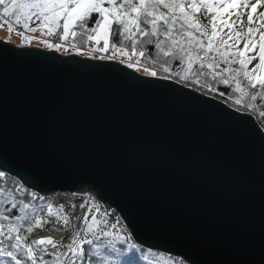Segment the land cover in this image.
Instances as JSON below:
<instances>
[{"label": "water", "instance_id": "95a60500", "mask_svg": "<svg viewBox=\"0 0 264 264\" xmlns=\"http://www.w3.org/2000/svg\"><path fill=\"white\" fill-rule=\"evenodd\" d=\"M0 171L188 264H264V130L176 81L0 39Z\"/></svg>", "mask_w": 264, "mask_h": 264}, {"label": "snow or ice", "instance_id": "6c2138e0", "mask_svg": "<svg viewBox=\"0 0 264 264\" xmlns=\"http://www.w3.org/2000/svg\"><path fill=\"white\" fill-rule=\"evenodd\" d=\"M261 9H264V0H0V28L6 26L10 35L21 37V43L38 40L48 49L74 51L81 56H92L95 51L105 54L99 59L119 60L150 77L161 80L175 77L177 82L195 84L226 97L264 120V10ZM26 33H39V36ZM51 37L59 42L48 39ZM72 40L92 42L93 47L84 51ZM101 42V47H95ZM218 85L229 91H219ZM4 176L0 171V178ZM17 194L23 198L17 200ZM29 198L30 201L45 200L19 186H0V205H10L0 208V220L17 222L0 223L3 238L0 239V264H8L2 258L25 264L17 253L31 264H49L45 254L54 258L51 264H89L83 245H91L90 255L109 264L110 255H104L101 249L109 253L119 251L113 241L96 243L101 237L113 236L100 227L107 225V220L98 221L95 214L88 220L93 207L99 212L98 205L89 206L87 199L78 205L89 210L83 214L86 226L75 230L77 225L71 223L64 204L33 206L31 202H24ZM45 207V216L39 215ZM71 207L74 209L77 205ZM26 209L35 215H29ZM16 211L22 215H15ZM20 221L28 222L29 234L46 225L75 231L67 244L52 236L29 241L21 234ZM82 233L91 238H82ZM114 240L123 243L118 234ZM34 245H49L51 250L37 249ZM163 264H184V261L168 257L163 259Z\"/></svg>", "mask_w": 264, "mask_h": 264}, {"label": "trees", "instance_id": "16d2710c", "mask_svg": "<svg viewBox=\"0 0 264 264\" xmlns=\"http://www.w3.org/2000/svg\"><path fill=\"white\" fill-rule=\"evenodd\" d=\"M74 41H75L74 43H76V44H79V43L85 44L83 42V40H74ZM149 47H151V46H149ZM145 63L148 65L147 62H145ZM188 84H191V83H188ZM192 85L196 86L195 84H192ZM217 87H218L219 91H225V92L229 91L223 85H218ZM199 88H203V87H199ZM203 89L206 91L203 94H206V95H209L212 97L216 96L215 98L226 102V100H227L226 97H222V96L218 95L217 93L210 92L205 88H203ZM227 101L231 102L229 100H227ZM233 106H234V104H233ZM233 108L236 109V107H233ZM242 108L247 109L246 107H242ZM237 110H239V109H237ZM250 112L255 117L258 124L264 130V120H262L256 112L251 111V110H250ZM4 173H5V176L3 178H0V186L5 187V188H15V187L19 186L21 189H26L28 192H33L31 189L25 187L16 177L11 176L6 172H4ZM22 198L23 197H21L19 194H17V200L22 199ZM24 202L25 203L31 202V204L33 206H37V205H40L41 203L46 204L47 202H49V200L47 197H45L44 201H40V200L30 201V198H29V199H25ZM7 207H10V205H0V208H7ZM25 211L28 212L29 215H35L34 213L31 212V209H26ZM15 215H22V213H20L19 211H16ZM9 222L17 223L16 221L0 220V223H3V224H7ZM18 223L23 225V227L21 228V234L27 237L26 229L28 227V222L27 221H20ZM0 239H3V238L0 237ZM108 241H110V240L107 238H101V241H97L96 243L103 242V243L107 244ZM114 243H115L116 248L119 250L118 252L109 253L105 249H101V251L104 255H110L111 258H110L109 264H163V259L168 258V257H171L173 260H182V259L178 258L177 256H173V255L166 254V253H163V252L158 251V250H152V249H148L146 247H143L142 245L136 243L133 239L129 242L123 241V243H121V241H118V242H114ZM131 245H135L136 247L132 248ZM84 249H85V260L88 261L89 264H103L102 260L99 257H93L90 255V253L92 251L91 245H85ZM138 249H139V251H138ZM145 256H147V259H144ZM17 257L19 259H21L22 261H25V264H31V262L27 261L26 257L21 255L20 253H17ZM2 259H5L6 261H8V264H14V262L10 261L9 258H2ZM38 264H39V262H38ZM184 264H188V263H186L184 261Z\"/></svg>", "mask_w": 264, "mask_h": 264}, {"label": "bare ground", "instance_id": "6f19581e", "mask_svg": "<svg viewBox=\"0 0 264 264\" xmlns=\"http://www.w3.org/2000/svg\"><path fill=\"white\" fill-rule=\"evenodd\" d=\"M261 10H264V9H261ZM49 197L56 198V199H58L57 201H63L62 204L65 205V213L70 214L69 219H70L71 223L77 225V229H75V230H79L80 228L86 226L83 223V214H84V212L88 211L89 208L85 207L84 209H81L78 207L79 203L76 200L80 199L79 196L76 197L75 193H69V192H54V193L50 194ZM91 199H93V198H89V200H91ZM91 201H93V200H91ZM91 201H90V203H91ZM93 202L95 205L99 206V213H101V214H104L105 212L108 213L107 216H104L105 219L108 221V224H107L108 228L109 229L113 228L112 227L113 224H115L116 227H118L117 221L119 220V216L115 213V211L112 210L111 208L107 207L106 205L98 202L97 200L96 201L94 200ZM73 204L77 205V207L74 209L71 207V205H73ZM95 212H96V210H95ZM93 213H94V211H91L89 213V217H88L89 222L91 221V215ZM45 214H46V212L44 211L40 215L45 216ZM75 230H73L72 228H68L67 230H57V229L53 228L51 225H46L44 228L35 229L34 232L31 234L28 233V237H29L28 240L30 241L32 239H37L40 237L52 236L54 239L60 240L64 244H67V243H70L71 237L74 235ZM82 238L88 239V238H91V236L90 235L84 236L82 233ZM38 247H47V248H49V250H51V246H49V245H43V246H35L34 245V248L38 249ZM66 250H67L66 248L62 249V251H66ZM45 259L49 260V262L51 263L54 258L45 254Z\"/></svg>", "mask_w": 264, "mask_h": 264}, {"label": "rangeland", "instance_id": "374dc122", "mask_svg": "<svg viewBox=\"0 0 264 264\" xmlns=\"http://www.w3.org/2000/svg\"><path fill=\"white\" fill-rule=\"evenodd\" d=\"M34 26V25H33ZM26 35H34V36H39V33H35V34H32V33H26ZM45 37H40V39H44ZM0 39L1 40H4V41H8V42H10L11 44H14V45H16V46H18V47H21V46H33V47H37V48H41V49H45V50H48V48H46L43 44H40L39 43V41L38 40H33L31 43H29V42H27V41H24L23 43H21V37H19V36H17V35H15L14 33L13 34H9L8 33V31H7V28H6V26L4 27V28H0ZM48 39H51L54 43L55 42H59L55 37H51V38H48ZM72 43H74L75 41L74 40H72L71 41ZM81 43H79V44H77V46L78 47H81L82 48V50H84V51H89V50H91L92 49V47H93V43L92 42H89V43H87V44H81ZM66 47H68L69 45H65ZM102 46V42H101V44L100 45H95V47H101ZM51 50H54V49H51ZM54 51H56V50H54ZM56 52H58V53H60V54H70V53H74V54H76L74 51H68V52H65V51H63V50H61V51H56ZM111 53H108V55H110ZM77 55V54H76ZM102 55H105L104 53H99V52H95V51H93V53H92V56H86V57H89V58H91V59H99V57L100 56H102ZM78 56H81V55H78ZM81 57H83V56H81ZM115 61H118L119 62V60H115ZM146 64V63H145ZM125 65H126V63H125ZM147 65V64H146ZM147 66H151V65H147ZM134 70V69H133ZM135 71V70H134ZM136 72H138V71H136ZM138 73H140V74H142V75H145L144 73H143V71H139ZM161 75H163V73H161ZM147 76V75H146ZM171 80H173V81H176L177 82V80H176V78L175 77H173V79H171ZM178 83H181V84H183V85H186V86H188V87H191V88H193V89H195L196 91H198V92H200V93H205L206 91L203 89V88H199V87H197V86H194V85H192V84H188L187 82H178ZM216 97V96H215ZM222 102H224V101H222ZM225 104H227V105H231L232 107H236V109H239L240 111H243V112H247V113H250L251 114V112H250V110H248V109H245V108H242V107H238V106H236V105H234L233 106V104H232V102H228L227 100H226V102H224ZM81 195L83 196L82 197V201H83V203H85V200L87 199V200H89V198H90V193H88V192H82L81 193ZM93 198V201L95 200L96 201V198L95 197H92ZM48 200H49V202H47V203H52L53 204V206L54 207H56L57 205V203H62V201H57V199H50V198H48ZM46 203V204H47ZM92 203V202H91ZM45 204V205H46ZM80 204H81V202H80ZM92 205H95L94 204V202L92 203ZM91 211H94V213L93 214H95L96 215V219L99 221V220H106L105 219V217H104V215L103 214H101V213H97V212H95V208L93 207L92 209H91ZM45 212H46V207H45ZM42 212H40L39 213V215L41 214ZM117 225H118V227H116V228H108V226L107 225H103V224H101V228H103L105 231H109L110 230V232H112L113 233V236H108V237H104V238H107V239H109L110 241H113V242H118V241H120V240H114V236L116 235V234H118L122 239H123V241H126V242H129V241H131L132 240V237H131V234H130V232L128 231V229L126 228V226H125V224H124V222L122 221V219H120L119 218V220L117 221ZM109 229V230H108ZM84 247V246H83ZM49 261V260H48ZM50 263V262H49ZM51 264V263H50Z\"/></svg>", "mask_w": 264, "mask_h": 264}, {"label": "built area", "instance_id": "2783aa9c", "mask_svg": "<svg viewBox=\"0 0 264 264\" xmlns=\"http://www.w3.org/2000/svg\"><path fill=\"white\" fill-rule=\"evenodd\" d=\"M75 194H76V197H78V196L80 197V199H78V200H76V201H77L79 204H80V202L82 203V197H83V196L81 195V193H75ZM52 198H53V197H52ZM53 199L55 200L56 198H53ZM57 200H58V199H57ZM62 202H63V201H62ZM78 203H77V204H78ZM59 204H62V203H59Z\"/></svg>", "mask_w": 264, "mask_h": 264}]
</instances>
